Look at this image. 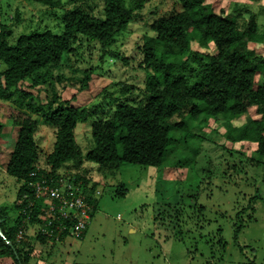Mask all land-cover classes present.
<instances>
[{
    "label": "rangeland",
    "instance_id": "rangeland-1",
    "mask_svg": "<svg viewBox=\"0 0 264 264\" xmlns=\"http://www.w3.org/2000/svg\"><path fill=\"white\" fill-rule=\"evenodd\" d=\"M124 2L132 10V19L109 46L119 58L105 55L101 62L98 44H84L83 55L77 56L75 64L63 60L51 68L43 86L32 88L27 83L23 88L39 94L42 101L47 93L52 99L55 91L74 106L98 103L104 110L113 104V98L143 102L144 81L152 71L140 64L142 46L154 45L152 22L181 10V4L178 0ZM102 4L101 0H58L48 7L28 0H0V22L9 26L8 42L13 43L31 30L61 33L66 10L80 6L99 16ZM205 4L235 18L241 29L252 18L257 40L247 41L245 47L264 56V0H206ZM190 46L200 52L214 51L211 42L204 47L193 40ZM156 53L160 55V49ZM100 63L87 84L80 85L83 71ZM4 66L0 64V71ZM263 79L264 73L259 75V81ZM6 103L0 100L1 146L11 150L19 126L2 117ZM225 116L220 113L204 119L201 114L187 131L169 129L170 139L159 166L120 161L115 169L103 171L86 159L93 146L90 118L78 123L75 130L81 159L64 163L53 177L46 163L53 130L35 115L37 168L44 169L53 183L72 184L85 201L90 193L95 204L87 201L90 218L81 235L56 237L52 246L37 241L36 229L30 227L28 241L33 249L27 264H264V158L256 152L254 140L237 139L231 129L248 118L259 119L261 113L252 106L241 115ZM182 118L175 114L169 121L173 124ZM6 161L0 156V206L8 207V215L14 218L18 211L12 206L20 183L6 173ZM88 188L92 192L85 190ZM35 196L39 197L37 192ZM39 217L43 223L57 219L56 215ZM49 226L43 224L40 229L48 233ZM16 237L25 239L21 232ZM0 264L14 262L0 256Z\"/></svg>",
    "mask_w": 264,
    "mask_h": 264
},
{
    "label": "trees",
    "instance_id": "trees-1",
    "mask_svg": "<svg viewBox=\"0 0 264 264\" xmlns=\"http://www.w3.org/2000/svg\"><path fill=\"white\" fill-rule=\"evenodd\" d=\"M28 1L48 7L58 3V0ZM101 1L99 16L75 6L65 11L61 33L31 30L19 35L13 43L8 42L9 26L0 22V64L5 65L0 71V100L9 102L3 105L2 117L19 126L11 150L1 146L0 135V156L7 158L6 173L20 183L12 206L18 214L12 218L8 215L9 208L0 206L3 234L0 256L10 257L14 264L30 261L33 249L28 241L30 227L36 229L35 239L41 244L52 246L56 237L62 239L69 235L67 229L57 233L53 226L46 227L48 233L40 229V225H47L39 217V214L45 215V203L44 196H35V183L53 182L44 169L37 168L35 115L39 114L53 130L54 140L46 155L49 174L53 177L64 163L81 159L75 130L78 123L90 118L93 146L86 159L96 165L97 171L115 169L120 161L159 166L170 139L169 129L187 131L201 114L204 119L220 113L232 118L246 113L252 106H256L261 117L248 118L246 123L231 129L236 131L237 139L254 140L256 152L264 158V79L259 81V75L264 73V56L245 47L247 41L257 40L255 22L251 18L248 27L241 29L235 18L206 6V0H178L181 10L152 22L154 45L143 44L140 63L152 72L144 81V100L139 104L113 98V104L106 110L98 103L74 106L55 91L52 99L47 93L42 101L39 94L23 88L27 83L32 88L43 86L46 78H50L51 68L63 60L69 65L75 64L77 56L83 55L84 44H98L101 62L105 55L120 57L109 46L127 29L132 10L124 0ZM193 40L204 47L211 42L214 51L192 50ZM158 49L160 55L156 53ZM100 66L101 63L86 68L78 83L87 84ZM175 114L183 118L172 124L169 120ZM85 190L92 192L91 188ZM87 201L95 204L90 193ZM61 222L66 226L71 224L68 219ZM19 232L24 240L17 239Z\"/></svg>",
    "mask_w": 264,
    "mask_h": 264
},
{
    "label": "built area",
    "instance_id": "built-area-1",
    "mask_svg": "<svg viewBox=\"0 0 264 264\" xmlns=\"http://www.w3.org/2000/svg\"><path fill=\"white\" fill-rule=\"evenodd\" d=\"M35 192L39 197L44 196L45 215L49 218L54 215L57 217L54 221L49 219L47 225L53 226L58 232L68 229L69 236H79L86 228L90 218L89 203L81 197L79 190L72 184L36 182ZM62 218L70 220L71 224L66 226L59 220Z\"/></svg>",
    "mask_w": 264,
    "mask_h": 264
},
{
    "label": "water",
    "instance_id": "water-1",
    "mask_svg": "<svg viewBox=\"0 0 264 264\" xmlns=\"http://www.w3.org/2000/svg\"><path fill=\"white\" fill-rule=\"evenodd\" d=\"M0 236H3L2 231H1V227H0Z\"/></svg>",
    "mask_w": 264,
    "mask_h": 264
}]
</instances>
